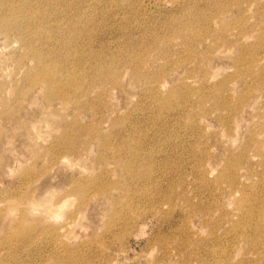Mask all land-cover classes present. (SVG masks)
<instances>
[{"label": "rangeland", "instance_id": "obj_1", "mask_svg": "<svg viewBox=\"0 0 264 264\" xmlns=\"http://www.w3.org/2000/svg\"><path fill=\"white\" fill-rule=\"evenodd\" d=\"M46 2L85 92L0 28V264H264V0Z\"/></svg>", "mask_w": 264, "mask_h": 264}, {"label": "bare ground", "instance_id": "obj_2", "mask_svg": "<svg viewBox=\"0 0 264 264\" xmlns=\"http://www.w3.org/2000/svg\"><path fill=\"white\" fill-rule=\"evenodd\" d=\"M47 5L46 0H0V28L20 36L25 49L17 59L20 73L28 80L34 72L40 87H48L44 97L49 101L61 98L65 105L73 99L68 94L71 89L85 92L86 77L73 65L70 29L55 25L59 18ZM259 221L264 227V216Z\"/></svg>", "mask_w": 264, "mask_h": 264}]
</instances>
